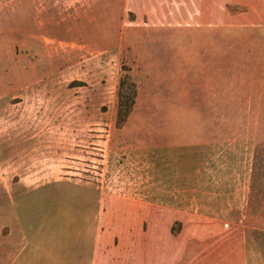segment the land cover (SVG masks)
Returning a JSON list of instances; mask_svg holds the SVG:
<instances>
[{"label": "rangeland", "instance_id": "1", "mask_svg": "<svg viewBox=\"0 0 264 264\" xmlns=\"http://www.w3.org/2000/svg\"><path fill=\"white\" fill-rule=\"evenodd\" d=\"M241 1L260 14L0 0V264H264V0Z\"/></svg>", "mask_w": 264, "mask_h": 264}, {"label": "crops", "instance_id": "2", "mask_svg": "<svg viewBox=\"0 0 264 264\" xmlns=\"http://www.w3.org/2000/svg\"><path fill=\"white\" fill-rule=\"evenodd\" d=\"M224 3V4H223ZM244 4L246 7H247V12L245 11V14H251V13H258L260 14L259 12L255 11L254 10V7L252 6L251 3H247V1H241V0H182V4H183V8H187L188 9V13L189 14H206V9H216L218 8L219 10L222 9L223 5L227 6L229 4H234V5H237V4ZM208 11V10H207ZM2 237V236H1ZM37 254L42 257V252H37ZM37 254L33 255V261H28V262H25L23 264H33V262L39 260L40 256L37 257ZM104 255V251L103 249L97 247L96 250H94V246H93V249L88 253V262L89 264H101L100 262V259L101 257ZM22 255H20L16 261H14V263L12 264H20L21 262H19V258L21 257ZM48 257V256H47ZM51 259H45V261L49 264H62V259L61 258H58L56 256H52L50 255L49 256ZM78 257V256H77ZM15 260V259H14ZM78 258L76 260H74V264H78ZM40 261V260H39ZM99 261V262H98Z\"/></svg>", "mask_w": 264, "mask_h": 264}, {"label": "trees", "instance_id": "3", "mask_svg": "<svg viewBox=\"0 0 264 264\" xmlns=\"http://www.w3.org/2000/svg\"><path fill=\"white\" fill-rule=\"evenodd\" d=\"M126 88V83L122 81L119 93V110H118V120L124 123L126 119L130 116L134 101L136 98V90H134L133 95H128L124 89Z\"/></svg>", "mask_w": 264, "mask_h": 264}]
</instances>
